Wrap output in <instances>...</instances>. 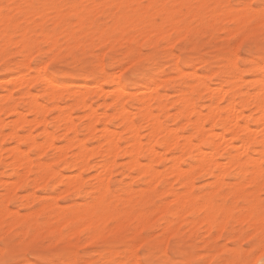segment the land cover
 Instances as JSON below:
<instances>
[{"label": "snow or ice", "instance_id": "snow-or-ice-1", "mask_svg": "<svg viewBox=\"0 0 264 264\" xmlns=\"http://www.w3.org/2000/svg\"><path fill=\"white\" fill-rule=\"evenodd\" d=\"M0 73L5 94H19L16 84L27 79L43 108L57 94L82 90L66 77L101 93L107 86L110 98L135 107L167 89H208L205 97L227 106L240 146L214 161L219 192L210 182L181 200L168 192L136 207L130 193L148 174L131 186L116 176L75 187L80 199L65 208L58 231L39 226L43 213L28 222L44 201L22 212L20 189L0 184V264H264V0H0ZM93 163L104 169L107 161ZM221 164L231 171L221 176ZM38 175L33 166L30 176Z\"/></svg>", "mask_w": 264, "mask_h": 264}, {"label": "rangeland", "instance_id": "rangeland-1", "mask_svg": "<svg viewBox=\"0 0 264 264\" xmlns=\"http://www.w3.org/2000/svg\"><path fill=\"white\" fill-rule=\"evenodd\" d=\"M96 46H98V45H96ZM69 48H70V46H69ZM4 78H5V74L0 73V79H4ZM62 79L69 81L71 87H73L75 89H82V90L84 89V90L83 91L79 90L78 91L79 93L72 91L70 93L63 94V98H61V94H58V96H55L54 99L50 98V100L48 101V103L51 105L50 108H47V109L43 108V110H41V112H38V113H35L32 111L35 103L33 102L34 101V98H33L34 95L30 92L31 91V83L29 82V80L25 79L26 81L25 80L23 81V82H26V84L25 83L23 84V82L21 81L20 82L21 86H20V83H18L19 85L16 84V85H18V87L16 86V88L20 89L19 94H17L16 92H12V91H10V93H8V94H5L4 89L0 88V110H1L0 111V134H1L0 135V138H1L0 139V153H1L0 154V184L8 183V181H11V184H12V182L14 183L12 185L13 191L17 188L20 189V191L23 193V195L20 196V201L23 204V207H21L22 212H24L25 209L28 207H33L36 202L44 201V203L40 204L39 208L35 209V212L28 214V222L33 223V224L36 223L35 217L37 216V214L43 213L44 218H43L42 223H40L39 226L42 229H47V230H52V231H58L59 228L63 227V224L67 222V220L65 219V211H64L65 208L67 206H69L72 202L80 199V197L72 194L74 189L70 188V190H67L65 184L63 185L64 190L61 192H56L55 193L56 196H54L53 192L55 191L57 186L61 185V181L66 180V179H71L73 174L76 175L75 173H79L81 176L80 186L99 183L97 178H96L95 173L96 172L98 173V170H100V169H99V166L97 164L93 163V161H95V160L102 161V159L104 158V155L106 153H108V151H106L107 145L103 141L104 137L102 136V127L108 126L107 127L108 129L109 128H110V130L112 129V131H114L116 134L115 136H113L114 133L112 132L113 133V134L111 133L112 137H115L114 139L120 145L119 149H117L118 150L117 153H115L116 155L113 157L115 160H114L113 166H111V168H110V172L111 171L112 172H111V174H109V171H108L109 177H105V179H104L105 182L107 181L106 183H108L109 178L115 180V177L119 176L120 182H127L128 184L126 183V186H131L133 181L140 182L141 178H143L141 176V174H138V172L135 171L136 176L132 175L133 179H129V177H131V173L133 172V170H131L127 167V164L125 161V159H127V157L123 154V152H124V149L127 147V145H129V144L126 145V142H128V140L130 141L131 134L129 131L124 130L123 121L121 123L122 119L119 116L115 119V115L116 114L118 115V113H116L117 111H115V109L117 110L119 108V106H121L122 104H124V106H126L124 100H122L120 98L116 101L117 103L116 102L114 103V101H112V98H110L107 95V93L109 91L107 86H104V88L107 92H105V90H104V92L101 93L98 89H96L97 85L92 84L91 82H85V81H78L77 82V81H74L73 78H70V77H66V78H62ZM84 84H85V86H87L89 84L87 89H85ZM143 90H144L143 88L140 89L141 93L144 92ZM27 91H29V92H27ZM82 92H84V93H82ZM206 92H208L207 89L203 92L194 94L192 87H189L186 90H179V91L173 90V89H167V90H165V92L161 93V95L157 99L152 100L151 105L153 108V112H155L156 117L158 115L159 120L161 119L159 122H161V124L164 125V126L162 125L164 127V129H166L168 131L175 129V131L177 130L176 132H179L178 133L179 136H181L180 133H182V134L189 133L188 135H191L192 139L195 141L196 139L193 137L194 129L191 127L192 122L194 121L193 118H196L195 113H197V110L199 108L201 109V110L199 109L200 112H202V113H204L205 111L207 112V110H208L207 108H209V106L212 105L211 95L209 94L207 97H205L204 93H206ZM30 94H31V96H30ZM181 95H184V96L190 95L189 99L193 98V100H189V102L190 101H191V103L193 102L195 109L197 108V110H194L190 114V118L192 117L191 118L192 121H190V122L187 121L188 123L185 121V119L189 115L185 119H184V117H185V115L190 113V111L192 110V108H191L192 106H190L191 110L190 111L188 110L189 113L188 112L186 114L184 113L185 115L183 114V116L177 115L178 109L181 108L183 105L182 104L183 102H181V101L188 100V98L185 99L186 97H182L184 99L181 100V98H180ZM138 102L137 103L141 105V102L140 101H138ZM220 102L221 101L217 100L216 104H219ZM85 103H86V105H85ZM185 103L186 102H184V104ZM81 104H84V105H81ZM187 104H189L188 101H187ZM117 105H118V107H117ZM191 105H193V104H191ZM213 105H215V104H213ZM185 106L187 107L188 105L185 104L184 107ZM14 107L18 108V110L20 112L22 111L21 112L22 117L24 116L23 118L25 120L24 122L16 124V125L14 124L15 123L14 118L18 119V115L11 112V109ZM125 109H126L125 111H128V109L129 110L131 109L130 110L131 112L134 111L133 114H131L130 111H128V113L130 115H132L131 118H135L134 120L136 122L137 129L139 131V134L141 135V136L139 135V137L142 140V142H144L143 143L144 148L147 147V145L145 143L147 142L146 139L148 137L149 129H148L147 120L145 119L146 117H144V115L142 113V111H143L142 105L140 107L128 105L125 107ZM187 109H189V108H186V110ZM202 109L204 112L202 111ZM93 110L98 111L97 117L99 116L98 117V123H97V121H95L96 123H94V125L96 124L95 125L96 129L95 128L93 129L95 131H93V130L91 131V130H88V128H86L87 127L86 123H88V115ZM173 110H175L174 113H176V111H177L175 117L173 114ZM186 110H185V112H186ZM125 111L122 112V114L126 113ZM53 112H55V115H52ZM84 112H85V114H84ZM43 113H45L44 116H43ZM102 114H103V116H102ZM141 114L143 116H141ZM64 115L70 116L71 121H68V122L70 124L72 123L73 127L69 123L66 122L68 120L66 118V116L64 118H62ZM110 115H112V116H110ZM113 115H114V117H113ZM35 117H36V119H35ZM26 118H30L31 121L29 119H26ZM45 119H47L46 122H44ZM34 120L35 121L38 120L37 123ZM104 120H106V121H104ZM182 120H184V122L181 123ZM28 121H30V122H28ZM32 121H34V122H32ZM31 122L35 123V124H32ZM185 122H186V124H185ZM67 124H69L72 127L71 130H69V128L66 126ZM205 126H208V127L210 126L207 121L205 122ZM46 128H47V130L49 129L48 130L49 133L52 132L50 134H52L53 137L50 140L53 141L54 146L56 145V147H54L53 145L49 146L46 143H43L42 146H45V147L41 146L42 148L37 150L36 145H34V143L37 142L40 144V143L45 141L44 139L46 138V133H48V131L45 130ZM64 128L65 129L68 128V129L65 130ZM206 128L207 127H205V130L209 129V128H207V129ZM11 129H13V130H11ZM113 129H116V131L119 130L117 132V133L120 132L119 135ZM14 130L17 133L18 138H15V137L12 138V135L10 133H11V131H14ZM166 130H165L164 135H166V133L168 132V131L166 132ZM217 130H216V132H219V133L222 132V130H220V131H217ZM224 132H225V136L228 137L230 132L229 131H224ZM25 133H28V134H26L27 136L25 135ZM227 133H228V135H227ZM19 134L20 135L23 134V135L20 136ZM29 134H33V135H29ZM74 135H76V136H74ZM23 136H25V137L22 138ZM32 138L36 139V140H34L35 142L33 144L29 143L27 145L28 147H25L24 145H22L20 143L22 140L23 141H29V139H30V141H32ZM80 139H83L84 141L81 140V142H80L79 141ZM179 139L181 140V138H179ZM69 141H71V142H69ZM102 141H103V143H102ZM14 142H16V143H14ZM99 142H101L100 145H99ZM64 143H65V145H64ZM15 144L19 145L18 147L21 148V149H19V151H22L21 152L22 154L27 153L28 155H30V156L27 155L29 158L27 160H29V162L31 161L32 163L27 162V163H29V165H28L25 162L26 163V165H24L25 167H22L23 165H21L22 164L21 162L25 161V160H22L19 162L18 160L14 159V155L17 151V150H15V147H17V146H15ZM30 144H32V145H30ZM77 144H80V145L85 144V147H86V145L89 147L92 146L91 150L89 147H86V150L88 151V153L90 152L89 153L90 155L88 157V164L81 169H79V167H69L67 162H65L67 160H71L74 153H77V150L80 148V145H77ZM62 145H64V146H62ZM222 145L224 147H226L225 144H222ZM9 146H12V147L14 146V147L9 148ZM224 147H221L220 152L216 153L217 154V155H215L216 160L221 159V153L225 149H227V147L226 148H224ZM43 148L44 149L46 148V150H43ZM156 148L158 151L159 147H156ZM202 148H204V146H202ZM222 148H224V149L222 150ZM160 149H159V152L160 151L161 152L158 154H161L160 155L161 158L152 162L153 168H156V171L158 170L160 172V178H158V180L156 179L157 182L155 180H153V181L150 180L151 182H149L148 180H146V181L143 180L144 187H142V189H139L136 191H131L130 196H129V201L133 204V206L144 207L145 205L150 204L153 200L165 197L168 192H174V193L182 194L181 197L185 198L187 193H190L192 191L193 187H195L197 190H199L201 187L209 186L210 182L214 183V180H212L213 177L208 176L203 171L197 169L196 168V166H197L196 162L193 159H191V161H192L191 167L192 168L189 167L190 170L185 175L186 178H189L191 183L189 185L190 187H188V188L184 187L183 184H181V182H180L181 180L176 179V176H173V177L170 176V174L168 173L170 171L169 169H171V166L173 164V162L171 160V156H172L171 153L174 152L175 149L172 146L168 147V151H167V149H166V151L164 150L165 152L163 151L164 148L160 147ZM25 150H27V151H25ZM29 150H34L36 152V155L34 157L31 156ZM40 150L42 152H40ZM49 151H51L52 155L51 156H45V153H47ZM70 152H72V153H70ZM163 152H164V154H163ZM145 153H146V151L142 150V153L140 155V159L142 162L145 161V159L143 157V155ZM62 154H63V156H62ZM165 154H166V156H165ZM109 156H110V154L108 155V158H109ZM22 157H26V156H22ZM189 159L190 158H188L186 156V157H183L180 161H182V160L186 161ZM9 160H10V162H9ZM120 161H123V162H120ZM18 162L20 163L21 167L16 164ZM45 163H46V165L43 166ZM41 164H43L42 165L43 167H39ZM162 165H164V166H162ZM26 166H27V168H26ZM33 166H35L36 171L38 173H40V175H38L36 178L30 176V173L33 171ZM181 167H182V165H181ZM25 168L28 172L27 174H26ZM28 168H30V169H28ZM21 169H22V171H21ZM50 169H55V171L58 172L57 175L56 174L51 175ZM183 169L188 170L187 168H183ZM23 170H25V172H24L25 174L23 173ZM113 170H115V171L113 172ZM227 171H231V168H230V170L228 169ZM18 172L20 175L16 176L15 180H12V175L14 173H18ZM41 173H43V174H41ZM59 173L61 174V176H65L68 174V175H70V177H68V175H67L68 178L67 177H61ZM89 173H91V174H89ZM193 173H195V174H193ZM44 174H45V177L41 176ZM92 174H94V176ZM39 176H41L42 178H39ZM189 176H191V177H189ZM198 178L202 179L204 181L203 185L198 184V183L193 184V182L196 181ZM53 180H55V184H52ZM130 180H131V182H130ZM149 183H151L152 188L150 187ZM35 184H37V185H35ZM153 184H155V186ZM159 184H165L167 186L166 189L164 191H156V187ZM22 185H28V188L25 189V188L21 187ZM216 186H219V183ZM223 187H224L223 185H220L218 188L216 187L215 188V190L217 189L216 192H219ZM181 188H184L185 190L180 191ZM60 196H67L68 203L66 204L65 201H58L57 197H60ZM129 201H125V203H128ZM56 203H58V204H56ZM171 203H173V202L172 201L168 202V204H171ZM43 204H45V205H43ZM164 207H167V205H165ZM189 210H191V209H189Z\"/></svg>", "mask_w": 264, "mask_h": 264}, {"label": "bare ground", "instance_id": "bare-ground-1", "mask_svg": "<svg viewBox=\"0 0 264 264\" xmlns=\"http://www.w3.org/2000/svg\"><path fill=\"white\" fill-rule=\"evenodd\" d=\"M24 80H22V82H23ZM26 81V80H25ZM26 84V82H23V84ZM18 84V83H17ZM74 84V83H73ZM19 85V84H18ZM18 85H16L17 87H18ZM89 85V84H88ZM88 85L87 86H85V84H84V86H85V89H87L88 88ZM20 86H21V83H20ZM96 87V86H95ZM94 88V87H93ZM97 89V88H96ZM84 90V89H83ZM82 90V91H83ZM104 90H105V88H104ZM206 89H204V91H205ZM208 90V89H207ZM86 91V90H85ZM144 91V90H143ZM27 92H29V91H27ZM31 92V91H30ZM75 92H77V93H79L78 91H75ZM105 92H107L106 90H105ZM141 92V91H140ZM5 93V92H4ZM10 93V92H9ZM82 93H84V92H82ZM87 93V92H86ZM142 93H144V92H142ZM178 93V92H177ZM10 95V94H9ZM97 95V94H96ZM30 96H31V94H30ZM56 96H58V94L56 95ZM84 96V95H83ZM188 96V97H187ZM189 96L190 95H181V100L182 99H184V98H182V97H186L185 99H187L188 98V100H183V101H181V102H183L182 104V107L181 108H177L178 109V113H177V111H176V113H177V115L178 116H183V114L185 113H187L188 112V110L190 111L191 110V108H192V110L190 111V113L189 114H187V115H185V117H184V119H185V121L187 122H190V121H192L191 120V118H190V114L194 111V110H197V108L195 109V107H194V103L192 102L191 103V101L189 102V100H193V98L192 99H189ZM55 97V96H54ZM54 97H51V99H54ZM67 97V96H66ZM159 97V96H158ZM158 97H153V96H151V95H149V97L147 98V100L146 101H144V102H141V105H142V107H143V111H142V113H143V115H144V117H146L145 119L147 120V123H148V129H149V133H148V137H147V142L145 143L146 145H147V147H145L144 148V145H143V143L144 142H142V140L140 139V137H139V131H138V129H137V126H136V122H135V120H134V118H131V116L132 115H130L129 113H128V111H130L129 109H128V111H125L126 109H125V107L126 106H124V104H122L121 106H119V108L116 110L115 109V111H117L116 113H118V115L116 114H114L115 115V119L119 116L122 120H121V123H122V121H123V124H124V130H126V131H129L130 132V134H131V139H130V141L128 140V142H126V145L127 144H129V145H127V147L124 149V152H123V154L127 157V159H125V161H126V164H127V167L129 168V169H131V170H133V171H137L138 172V174H141V176L142 177H145V175L146 174H148L147 175V179H145L144 181H146V180H148L149 182H151V181H153V180H155L156 182H157V180H158V178H160V172L158 171H153V169H156V168H153V166H152V162H154V161H156L157 159H160L161 158V154H158V153H160L159 152V149H160V147L161 148H164L163 149V151L165 150L166 151V149H167V151H168V147H170V146H172L174 149H175V151H176V149L178 148L179 149V151H178V153H176V155H170L171 156V160H172V162H173V164H172V166H171V169H169L170 171L168 172L169 174H170V176H176V179H179V180H181L180 182H181V184H183V186L184 187H186V188H188V187H190L189 185H190V183H191V181L189 180V178H186V174H187V172L190 170L189 168H187L188 170H184L183 169V167H181V165H180V160L183 158V157H188V158H190V159H193L195 162H196V164H197V166H196V168L197 169H199V170H201V171H203L206 175H208V176H211V177H213L212 176V173H213V171L214 170H216L217 169V164L214 162V161H216V158H215V155H217L216 153L217 152H220V149H221V147L220 146H223L222 144H225V146L227 147V149L228 150H231V151H235L237 148H239L240 146L239 145H236L235 143H234V141H233V138H232V135L229 133V138L228 137H226L225 136V132L224 131H229L230 132V130L232 129V128H234L235 127V121L234 120H232L230 123H229V116H230V113L228 112V110H227V106H225V108H219V107H217L216 105H218V104H215V105H213V103H212V105H210L209 106V108H207L208 110H207V112L205 111H203V109H202V111L205 113H202V112H200L199 111V109L197 110V113H195V116H196V118H193V122H192V128L194 129V135H193V137L196 139L195 141L192 139V136L191 135H188L189 133H187V134H182V133H180V135L181 136H179V132H176L175 131V129H172V130H166V129H164V125L163 124H161V122H159L160 120L158 119L159 117H158V115H157V117H156V115H155V112H153V108H152V105H151V102H152V100H154V99H157ZM34 98V97H33ZM83 98V97H82ZM121 97L119 96V95H117L116 96V98L115 99H112V101H114V103L118 100V99H120ZM161 98V97H160ZM179 98V99H180ZM81 99V98H80ZM50 100V99H49ZM82 100V99H81ZM80 100V101H81ZM178 100V99H177ZM187 101H188V103L189 104H187ZM220 101V100H219ZM86 102V101H85ZM123 102V101H122ZM162 102V101H161ZM180 102V101H179ZM180 102V103H181ZM184 102H186L185 104L186 105H188L187 107L185 106L184 107ZM110 103V102H109ZM117 103V102H116ZM139 103V102H138ZM163 103V102H162ZM166 103V102H165ZM193 104V105H191V104ZM90 104V103H89ZM81 105H84V104H81ZM85 105H86V103H85ZM168 105V104H167ZM71 106V105H70ZM163 106V105H162ZM190 106H192L191 108H190ZM234 106V105H233ZM58 107V106H57ZM48 108H50V107H48ZM54 108V107H53ZM116 108V107H115ZM186 108H189V109H187L186 110ZM47 109V108H46ZM186 110V112H185V110ZM41 110H43V107L41 106V107H38L36 104L33 106V109H32V111L33 112H35V113H38V112H41ZM45 110V109H44ZM70 110V109H69ZM133 110V109H132ZM139 110V109H138ZM176 110V109H175ZM175 110H173V114H174V117H175V115H176V113H174V111ZM201 110V109H200ZM1 111V110H0ZM126 112V113H124V114H122V112ZM184 111V112H183ZM199 111V112H198ZM11 112H13V113H15V114H17L18 115V119L17 118H14L15 120V125L16 124H19V123H22V122H24L25 120H24V116L22 117V111L20 112L19 110H18V108H12L11 109ZM45 112V111H44ZM89 112V111H88ZM108 112V111H107ZM114 112V111H113ZM134 112V111H133ZM133 112H131L130 111V113L131 114H133ZM141 112V111H140ZM139 112V113H140ZM157 112V111H156ZM46 113V112H45ZM45 113H43V116L45 115ZM65 113V112H64ZM100 113V112H99ZM105 113V112H104ZM112 113V112H111ZM110 113V114H111ZM158 113V112H157ZM168 113V112H167ZM199 113V114H198ZM84 114H85V112H84ZM88 114V113H87ZM172 114V113H171ZM16 115V116H17ZM77 115V114H76ZM97 115H98V111H96V110H93L89 115H88V123H86L87 124V127L86 128H88V130H93L96 126V124L94 125V123H96L95 121H97V123H98V117H97ZM114 115H113V117H114ZM142 114H141V116H143ZM35 116V115H34ZM42 116V115H41ZM58 116V115H57ZM66 116V118L68 119H66L67 121V123H69L68 121H71V118H70V116L68 115H64L62 118H64ZM81 116V115H80ZM101 116V115H100ZM102 116H103V114H102ZM105 116V115H104ZM110 116H112V115H110ZM33 117V116H32ZM40 117V116H39ZM55 117V116H54ZM72 117V116H71ZM78 117V116H77ZM173 117V116H172ZM12 118V119H13ZM34 118V117H33ZM32 118V119H33ZM42 118V117H41ZM119 118V119H120ZM177 118V117H176ZM17 119V120H16ZM26 119H29L30 120V118H26ZM35 119H36V117H35ZM43 119V118H42ZM54 119V118H53ZM81 119V118H80ZM106 119V118H105ZM144 119V118H143ZM9 120V119H8ZM46 120L47 119H45V121L44 122H46ZM64 120V119H63ZM31 121V120H30ZM30 121H28V122H30ZM35 121V120H34ZM34 121H32V122H34ZM37 121L38 120H36L35 122L37 123ZM40 121V120H39ZM65 121V120H64ZM73 121V120H72ZM104 121H106V120H104ZM183 122H184V120H182ZM208 122L209 123V127L208 126H205V122ZM5 122V121H4ZM31 122V123H32ZM65 122V123H66ZM77 122V121H76ZM186 122H185V124H186ZM187 122V123H188ZM225 123H228V127L227 128H225V127H223V125L225 124ZM2 124V123H1ZM32 124H35V123H32ZM70 124V123H69ZM69 124H67L66 126L69 128V130H71L72 129V123L69 125ZM104 124V123H103ZM184 124V123H183ZM217 124H219L220 126L219 127H216L215 125H217ZM74 125V124H73ZM163 125V126H162ZM182 125V124H181ZM184 126V125H183ZM17 127V126H16ZM63 127V126H62ZM102 127V126H101ZM108 126H104V127H102V136L104 137V142H105V144L107 145H105L107 148H106V151H108V153H106L105 155H104V158L102 159V161H107V163H106V165H105V167H104V169H100V170H98V173L96 174L95 173V175H96V178H97V180H98V182H100V181H103V184L104 185H107V181L105 182V175H104V172L106 171L107 173H108V171H109V174H111V172H110V168H111V166H113V163H114V156L116 155L115 153H117V149H119V147H118V145H119V143L118 142H116V140L114 139L115 137H112V134L114 133V135L113 136H115L116 134H115V132L114 131H112V129L110 130V128L108 129L107 128ZM174 127V126H173ZM177 127V126H176ZM179 127V126H178ZM205 127H207V128H209V129H207V130H205ZM68 128H66V129H68ZM98 128V127H97ZM146 128V127H145ZM167 128V127H166ZM169 128V127H168ZM175 128V127H174ZM218 130H217V129ZM221 128V129H220ZM65 129V128H64ZM65 129V130H66ZM96 129V128H95ZM121 129V128H120ZM177 129V128H176ZM217 131H220V130H222V132H216V130ZM11 130H13V129H11ZM45 130H47V128L45 129ZM49 130V129H48ZM47 130V131H48ZM64 130V131H65ZM113 130H115L116 131V129H113ZM164 130V131H163ZM165 130H166V135H164V133H165ZM52 131V130H51ZM75 131V130H74ZM90 131V132H91ZM93 131H95V130H93ZM119 130H117L116 131V133L118 132ZM193 131V130H192ZM31 132V131H30ZM63 132V131H62ZM113 132V133H112ZM146 132V131H145ZM50 133H52V132H50ZM49 133V131H48V133H46V138L44 139L45 141L44 142H42V143H37V142H35L34 143V145H36V149L37 150H39V149H41L42 147H45V146H42L43 145V143H46L47 145H49V146H54V143H53V141L52 140H50V139H52V134H50ZM89 133V132H88ZM112 133V134H111ZM120 133V132H119ZM119 133H117L118 135H119ZM8 134V133H7ZM11 135H12V138L13 137H15V138H18L17 137V133L15 132V130L14 131H11V133H10ZM21 134V133H20ZM19 134V135H20ZM26 134H28V133H25V135ZM99 134V133H98ZM143 134V133H142ZM162 134V135H161ZM191 134V133H190ZM1 135V134H0ZM23 135V134H22ZM22 135H20V136H22ZM29 135H33V134H29ZM127 135V134H126ZM184 135V136H183ZM227 135H228V133H227ZM6 136V135H5ZM27 136V135H26ZM74 136H76V135H74ZM141 136V135H140ZM25 136H23L22 138H24ZM33 137V136H32ZM30 138V137H29ZM66 138V137H65ZM117 138V137H116ZM179 138H181V140L179 139ZM1 139V138H0ZM34 140H36V139H33L32 138V141H34ZM43 140V139H42ZM68 140V139H67ZM81 140L82 141H84L83 139H80L79 141L81 142ZM125 140V139H124ZM16 141V140H15ZM29 141H30V139H29ZM41 141V140H40ZM103 141H102V143H103ZM144 141V140H143ZM194 141V142H193ZM17 142V141H16ZM16 142H14V143H16ZM69 142H71V141H69ZM198 142V143H197ZM18 143V142H17ZM75 143V142H74ZM78 143V142H77ZM84 143V142H83ZM100 143L101 142H99V145H100ZM33 144V143H32ZM32 144H30V145H32ZM13 145V144H12ZM46 145V146H47ZM61 145V144H60ZM64 145H65V143H64ZM64 145H62V146H64ZM77 145H80V144H77ZM145 145V146H146ZM15 146H17V147H15V150H17L16 151V153H15V155H14V159L15 160H18L19 162L20 161H22V160H25V161H22L21 163V165H23L22 167H25L24 165H26V163L27 162H29V160H27V159H29L28 158V156H30V155H28L27 153L26 154H22L21 152L22 151H19V149H21V148H19L18 146L19 145H16L15 144ZM42 146V147H41ZM202 146H204V148H202ZM10 147H12V146H9V148ZM14 147V146H13ZM12 147V148H13ZM28 147V146H27ZM48 147V146H47ZM54 147H56V145L54 146ZM68 147V146H67ZM86 147H89V146H87L86 145ZM86 147H85V144H82V145H80V150L78 151L77 150V153H74V155L72 156V159L71 160H67V161H65V162H67V164L69 165V167H79V169H81V168H83L84 166H86L87 164H88V157H89V153H88V151L86 150ZM92 147V146H91ZM91 147H89L90 148V150H91ZM156 147H159V149H158V151H157V148ZM224 147V146H223ZM226 147H224V148H226ZM58 148V147H57ZM70 148V147H69ZM224 148H222V150L224 149ZM61 149V148H60ZM66 149V148H65ZM64 149V150H65ZM155 149V150H154ZM23 150V149H22ZM43 150H46V148L44 149L43 148ZM89 150V151H90ZM142 150H145L146 151V153L143 155V157H144V159H145V161L144 162H142L141 161V159H140V155H141V153H142ZM161 150V149H160ZM221 150V151H222ZM24 151V150H23ZM25 151H27V150H25ZM164 151V152H165ZM40 152H42L41 150H40ZM39 152V153H40ZM45 152V151H44ZM73 152V151H72ZM72 152H70V153H72ZM99 152V151H98ZM102 152V151H101ZM164 152H163V154H164ZM1 154V153H0ZM20 154V155H19ZM22 154V155H21ZM110 154V156H109V158H108V155ZM114 154V155H113ZM28 155V156H27ZM22 156H26L27 157V159H25V157H22ZM62 156H63V154H62ZM106 156V157H105ZM165 156H166V154H165ZM24 158V159H23ZM50 158V157H49ZM14 160V161H15ZM31 160V159H30ZM218 160V159H217ZM44 161V160H43ZM96 161V160H95ZM8 162V161H7ZM9 162H10V160H9ZM17 162V161H16ZM18 162V163H19ZM26 162V163H25ZM31 162V161H30ZM29 162V163H30ZM37 162V161H36ZM42 162V161H41ZM45 162V161H44ZM47 162V161H46ZM120 162H123V161H120ZM4 163V162H3ZM18 163H16L18 166H20V163L18 164ZM24 163V164H23ZM29 163H27L28 165H29ZM32 163V162H31ZM35 163V162H34ZM39 163V162H38ZM50 163V162H49ZM6 164V163H5ZM15 164V163H14ZM32 165V164H31ZM43 164H41L39 167H43V166H45L46 165V163L42 166ZM49 166V165H48ZM232 166H236V165H232ZM4 167V166H3ZM21 167V166H20ZM19 167V168H20ZM29 167V166H28ZM155 167V166H154ZM195 167V166H194ZM219 167H220V169H221V171H220V175L221 176H223V174H224V172H226L228 169L230 170V168L231 167H229V168H225V166L223 165V164H221V165H219ZM26 168H27V166H26ZM26 168H25V170H26ZM54 168V167H53ZM192 168V167H191ZM24 169V168H23ZM28 169H30V168H28ZM141 169H142V171H141ZM25 170H23V173L25 172ZM52 169H50V174L51 175H57V171H51ZM59 170V169H58ZM83 170V169H82ZM30 171V170H29ZM129 171V170H128ZM43 172V171H42ZM200 172V171H199ZM19 173V172H18ZM28 172H27V170H26V174H27ZM62 173V172H61ZM131 173V172H130ZM159 173V174H158ZM22 174V173H21ZM25 174V173H24ZM41 174H43V173H41ZM60 174V173H59ZM67 174V173H66ZM76 175H74L73 174V176H72V178L71 179H66V180H63V181H61V183L62 182H64V184L66 185V189L67 190H70V188H72V189H74L75 187H80V179H81V176H80V174L79 173H75ZM198 174V173H197ZM20 175V174H19ZM23 175V174H22ZM39 175H40V173H39ZM49 175V174H48ZM65 175V174H64ZM68 175V174H67ZM67 175H65V176H61V174H60V176L61 177H67ZM93 176H94V174H92ZM124 175V174H123ZM18 176V175H17ZM41 176H44L45 177V174L44 175H41ZM41 176H39V178H42ZM47 176V175H46ZM59 176V177H60ZM130 176V175H129ZM134 176V175H133ZM136 176V175H135ZM48 177V176H47ZM55 177V176H54ZM68 177H70V175H68ZM67 177V178H68ZM107 177H109V176H107ZM189 177H191V176H189ZM36 178V177H35ZM175 178V177H174ZM2 179V178H1ZM32 179V178H31ZM47 179V178H46ZM62 179V178H61ZM130 179H133V177H132V175H131V178ZM157 179V180H156ZM4 180V179H3ZM42 180V179H41ZM57 180V179H56ZM96 180V179H95ZM107 180V179H106ZM151 180V181H150ZM213 180V179H212ZM17 181V180H16ZM35 181V180H34ZM59 181V180H58ZM91 181V180H90ZM154 181V182H155ZM8 182H10V181H8ZM15 182V181H14ZM82 182V181H81ZM97 182V183H98ZM130 182H131V180H130ZM208 182V181H207ZM16 183V182H15ZM214 183L217 185L218 184V178H217V180H214ZM14 183L12 182V185H13ZM128 184V183H127ZM148 184V183H147ZM156 184V183H155ZM155 184H153L154 186H155ZM33 185V184H32ZM35 185H37V184H35ZM149 185H150V187H151V183H149ZM170 185V184H169ZM192 185V184H191ZM31 186V185H30ZM219 186H220V184H219ZM219 186H216L217 188L219 187ZM152 188V187H151ZM142 189V188H141ZM144 189V188H143ZM187 190V189H186ZM217 190V189H216ZM215 190V191H216ZM32 191V190H31ZM140 192V191H139ZM62 194V193H61ZM181 195L182 194H178V196H176V199H178V200H181V199H183V197H181ZM50 196V195H49ZM56 196V195H55ZM56 199V198H55ZM136 200V199H135ZM50 204V203H49ZM56 204H58V203H56ZM43 205H45V204H43ZM37 212V211H36ZM62 225V224H61ZM60 227V226H59ZM58 230V229H57Z\"/></svg>", "mask_w": 264, "mask_h": 264}]
</instances>
